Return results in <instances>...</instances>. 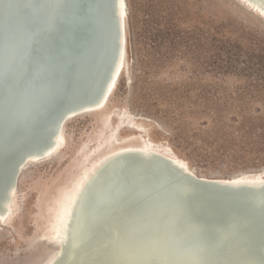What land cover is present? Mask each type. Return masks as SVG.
I'll return each instance as SVG.
<instances>
[{
    "label": "rangeland",
    "instance_id": "374dc122",
    "mask_svg": "<svg viewBox=\"0 0 264 264\" xmlns=\"http://www.w3.org/2000/svg\"><path fill=\"white\" fill-rule=\"evenodd\" d=\"M127 4L117 88L103 109L66 121L54 156L23 169L0 264L51 258L79 181L117 147L151 139L197 176L264 172V10L250 0Z\"/></svg>",
    "mask_w": 264,
    "mask_h": 264
},
{
    "label": "bare ground",
    "instance_id": "6f19581e",
    "mask_svg": "<svg viewBox=\"0 0 264 264\" xmlns=\"http://www.w3.org/2000/svg\"><path fill=\"white\" fill-rule=\"evenodd\" d=\"M250 1L264 10V3H260L258 0ZM111 6L112 0H0V141L3 138L2 143L0 142V225L8 224L14 214L13 203L17 186L12 189L11 199L5 204L2 201L10 179L12 166L22 154L34 150V148L36 149L39 141L45 143L53 132L54 123L56 122L54 120L62 110L71 106L75 102L74 99L87 94V86L89 85L87 76L88 74L92 76L95 73H91L93 70L86 63L91 61V57L95 54L101 57L107 49L106 37L108 38L110 34ZM67 7H72L77 17L75 23L70 22L68 17L64 15L65 8V14L67 15ZM121 15L125 20L126 30L127 0L122 1ZM52 19L55 21L53 23L60 29L59 33H55L52 29H45V25H48ZM126 46L127 37L125 36V52L117 67L116 78L111 84L106 101L70 118L86 112L97 111L107 106L125 67ZM99 61L100 58L97 59V62ZM38 66L47 71L46 81L41 85V88L54 91L47 103L48 108L43 111L35 109L34 103L40 97L38 91L40 87L33 83L30 74V70ZM62 81H65V84L68 85L65 86L61 83ZM43 113H47L46 119L48 121L44 122L41 118ZM63 128L56 134L54 142L45 149L44 154L46 155H41L42 153L34 154L28 164L38 163L39 159L43 157H52L57 150L64 146ZM7 130L11 132V139L15 138L16 144H19V147L17 146L13 151L14 144L10 145L12 147H8V149L4 146L6 142L2 135ZM9 152H12V155H9ZM130 152L163 157L180 167H184L192 175H196L183 159L166 149L158 147L157 143L155 144L151 139H143L142 144H130L111 150L102 156L79 181L65 215L62 217L63 226L59 229L60 242L57 241V247L59 248L44 264H52L60 254L62 256L56 264H65L72 254L86 257L94 246L112 237L113 232L105 230L93 235L86 243L79 246H74L69 240L67 245L62 247L63 243L70 238L72 217L86 187L90 185L91 181L109 160ZM137 158H135L137 160L129 159L127 161L126 171H131L139 166L140 156ZM202 177L206 178L203 179L204 181L212 182L264 183L263 172L243 173L231 177L197 176V179L200 180ZM180 201L176 198V201L174 199L166 202L164 212L162 210L163 213L155 214L159 218L158 221H155L159 224L155 225L154 229L146 223V219H149L147 215L144 216L146 218L144 221L141 218L139 221L137 219V226L140 225L141 228L139 227L140 230H137L136 239L133 241L132 235H130L133 233V231H130L132 228L131 223L123 227L124 233L128 234L129 232L128 237H130L127 246L128 255H125L124 252L126 244L120 240L118 243H121L120 248H123L121 254L118 256L111 255L112 257L107 258L104 264L119 263V256L128 258L129 246L132 245L131 247H133L136 244H139L138 248L146 253V257L134 258L132 261L130 257L129 264H264V248L261 250L256 243H246L248 236H242L241 234L233 233L225 244L209 250L198 248L194 251L173 244L177 242L169 232L173 229L164 231L163 229L159 230V227L164 222V228L165 226H171L174 229L176 228L175 230L180 228L186 230L187 226H191L189 215L177 212V208L175 211L174 202L179 205ZM96 204H98V201L94 198L87 201L84 210L86 217L79 229L81 237H87L95 225L96 213L100 211V208L98 209L99 205ZM2 205H5L4 208ZM101 210L104 211L103 205ZM211 210L213 209L211 208ZM148 215L153 216L154 214L149 212ZM181 218H184V220L182 219L180 223ZM195 227H198L196 223ZM133 229H135V226ZM112 239V241H115L114 238ZM137 239H139V242ZM177 246L179 252L177 257L173 258L170 256L169 251L172 248H177ZM73 264H77L76 261Z\"/></svg>",
    "mask_w": 264,
    "mask_h": 264
},
{
    "label": "water",
    "instance_id": "95a60500",
    "mask_svg": "<svg viewBox=\"0 0 264 264\" xmlns=\"http://www.w3.org/2000/svg\"><path fill=\"white\" fill-rule=\"evenodd\" d=\"M122 1L112 0L110 34L108 38L106 37L107 49L101 57L95 54V57H91L92 60L86 63L88 67L92 68L93 71L91 73H95L92 76H90L91 74L87 76L89 83L87 94L74 99L75 102L71 106L62 110L56 120H54L56 122L54 123L53 132L45 143L39 141L36 149L33 147L34 150L22 154L15 162L11 168L10 179L2 197L3 204L11 199L12 189L18 186L23 167L28 164L34 154L42 153L41 155H46L44 154L45 149L54 142L56 134L62 130L66 121L73 115L106 101L111 84L116 78L117 67L125 52L126 30L125 20L121 15ZM258 1L264 3V0ZM65 12L64 15L68 17V20L75 23L74 21H76L77 17L72 7H67V15ZM52 20L48 25H45V29H52L55 33H59L60 29L57 28V25L54 24L55 21ZM99 58L101 62H97ZM46 72L45 69H41L39 66L30 70L33 83L40 87L38 89L40 97L34 103L37 111H43L48 108L47 103L50 95L54 93L52 90L41 88V85L46 81ZM61 83L65 86L68 85L65 84V81ZM46 116L47 113L41 114L44 122L48 121ZM2 137H4L6 142L5 145H2L7 149L12 147L10 145L13 144L12 151L17 146L19 147L15 138L11 139V132L8 130L3 133ZM9 153V155H12V152ZM139 156V166L131 171H126L127 161L129 159L134 160ZM197 175L195 177L184 167H180L156 155L130 152L109 160L91 181L90 185L86 187L79 199L72 217L70 238L63 243L62 247L66 246L69 240L74 246H79L86 243L93 235L105 230H111L113 235L104 242L94 246L86 257L70 255L65 264H73L75 261L77 264H104L107 258L112 257L111 255L118 256L121 254L123 248H120L121 243H118L120 240L126 244L124 252L125 255H128L127 246L130 237H128L129 232L128 234L124 233L123 227L130 223L132 228L135 226V229L132 230L131 228L130 230L134 233L130 234L133 241L136 239L137 230H140V225L137 226V219L139 221L141 218L144 221L146 219L144 216L147 215L149 219H146V223L154 229L159 224L157 222L159 218L156 215H159L162 210L164 212L166 202L174 199L176 201V198H178V201L181 200V205L174 202L175 211L177 208V212L189 215L191 217L190 223L192 224L187 226V228L184 226L186 230H181V228L175 230L176 228L174 229L171 226H165L164 228L165 222L163 221L164 223L161 224L159 230L173 229L169 231L174 240L177 241L173 244L194 251L198 250V248L202 250L215 249L217 246L225 244L230 239V236L236 233L248 236L246 243H256L259 249L263 250L264 183L243 181L237 183L212 182L204 181L203 179L206 178L203 177L199 180ZM92 198L98 201L96 205H99L98 209L100 208V211L96 213L97 217L92 231L87 237H81L79 229L86 217L84 210L87 206V201ZM101 204L104 207V211L101 210ZM4 206L2 205L3 208ZM148 211L150 213L153 212L154 215L149 216ZM182 219L184 220V218H181L180 223ZM195 223L199 228L195 227ZM112 238L115 241H112ZM137 240L139 242V239ZM131 246H129L131 255L129 253L128 258L119 256L120 262L117 264H129L130 257L131 261L134 258L146 257V253L138 248L139 244ZM178 246L169 251L171 257H177ZM61 256L60 254L52 264L58 263Z\"/></svg>",
    "mask_w": 264,
    "mask_h": 264
}]
</instances>
